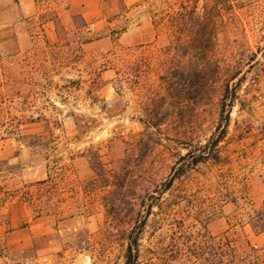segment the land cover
I'll return each instance as SVG.
<instances>
[{"label": "rangeland", "instance_id": "obj_1", "mask_svg": "<svg viewBox=\"0 0 264 264\" xmlns=\"http://www.w3.org/2000/svg\"><path fill=\"white\" fill-rule=\"evenodd\" d=\"M14 2L0 0L4 14ZM173 2L179 52L166 25ZM180 3L193 7L104 0L107 13L86 21L67 0H34L32 14L0 23V264H123L141 209L123 216L129 199L171 176L138 264H188L172 258V238L204 227L264 248V231L248 223L264 206V0H199L192 9L211 17L206 44L186 43ZM199 46L210 81L165 100L161 77ZM226 83L233 101L221 112ZM98 159L136 189L118 221L104 206L110 188L93 183Z\"/></svg>", "mask_w": 264, "mask_h": 264}, {"label": "trees", "instance_id": "obj_2", "mask_svg": "<svg viewBox=\"0 0 264 264\" xmlns=\"http://www.w3.org/2000/svg\"><path fill=\"white\" fill-rule=\"evenodd\" d=\"M180 1V0H178ZM188 2L189 5L195 4L199 0H181ZM212 0H202L203 6ZM175 2L171 3L170 9L166 14V25L169 29L172 41L170 43L171 48L174 51L179 52V41L176 37L178 33L177 29V11H174L172 6ZM181 9L184 8L181 3L179 4ZM188 7V6H187ZM184 8V24L186 31L183 34L187 38L186 43H192L195 41L198 44L210 42L212 36L207 31L210 18L206 12H195V9ZM164 16V15H163ZM165 17H159L158 22H163ZM200 22L199 33L193 32V21ZM202 47L199 46L200 50ZM181 58L178 59L177 64L169 69L167 74L161 77L164 89L163 98L165 100H171L177 96L185 94V92L194 87L198 93L203 92L204 86L210 81L209 78V66L210 57L206 55L203 48L200 52L188 51L181 53ZM229 85L226 83L224 86V92L221 97V112L224 111V107L231 106L232 97H229ZM160 120L154 121L152 125L158 126ZM151 125V126H152ZM209 158L208 155H199L195 162ZM92 170L94 171L93 183L97 187H109L110 190L104 196V206L106 207V214L110 221H118L119 219V207L124 203L126 192L131 190V194H135L136 189H133L134 185L126 182L123 177V168H108L105 163L96 161L92 163ZM182 172L178 171L175 175L178 176ZM174 177L171 176L167 181L162 183V187L155 188L154 190L145 189L142 194L137 196V203L129 199L128 204L130 210L124 213L123 216H127L128 213L133 210V206L137 204L141 209L137 212L136 218L133 220V224L129 227L126 233V246L123 255V264H138L140 258V236L145 227L147 218L153 213L152 208L157 207L160 209V193L167 191L173 183ZM118 195L119 197H116ZM130 196V195H129ZM130 198V197H129ZM141 211L143 214H141ZM253 218V217H252ZM250 227L255 233H261L264 231V206L256 210L252 221H248ZM172 258L180 259L188 262V264H264V248H258L251 244L248 239L241 237H233L228 231H223L220 234H211L204 227L201 233H198L196 237H191L184 231H181L172 238ZM158 264V263H151ZM160 264H168L162 260Z\"/></svg>", "mask_w": 264, "mask_h": 264}, {"label": "crops", "instance_id": "obj_3", "mask_svg": "<svg viewBox=\"0 0 264 264\" xmlns=\"http://www.w3.org/2000/svg\"><path fill=\"white\" fill-rule=\"evenodd\" d=\"M103 2L104 0H67V5L68 9L80 13L84 20L91 21L107 13L108 8L104 7ZM10 6L13 11L9 15L4 14L0 6V23H13L35 10L34 0H15Z\"/></svg>", "mask_w": 264, "mask_h": 264}]
</instances>
